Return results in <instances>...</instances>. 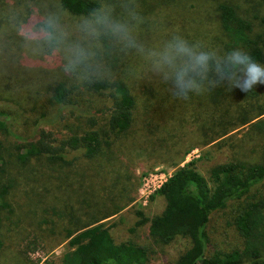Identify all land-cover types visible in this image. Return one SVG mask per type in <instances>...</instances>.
Segmentation results:
<instances>
[{
  "label": "rangeland",
  "instance_id": "1",
  "mask_svg": "<svg viewBox=\"0 0 264 264\" xmlns=\"http://www.w3.org/2000/svg\"><path fill=\"white\" fill-rule=\"evenodd\" d=\"M219 2L235 6L253 33L264 30V0H102L88 17L58 0H0V112L9 130H0V264H61L69 232L116 210L101 222L117 243L145 246L149 264H175L188 240L154 243L146 224L135 225V212L148 219L162 211L159 185L192 160L204 177L217 164H264V83L248 81L242 92L243 66L229 77L217 72L215 83L217 70L198 60L221 57ZM93 77L127 84L136 100L131 128L96 159L71 151L64 164L15 161L16 147L38 132L57 142L84 118H104L103 96L83 91L78 109L49 101L53 84ZM252 194L264 196V179ZM235 206L210 216L209 252L241 247Z\"/></svg>",
  "mask_w": 264,
  "mask_h": 264
},
{
  "label": "trees",
  "instance_id": "2",
  "mask_svg": "<svg viewBox=\"0 0 264 264\" xmlns=\"http://www.w3.org/2000/svg\"><path fill=\"white\" fill-rule=\"evenodd\" d=\"M168 2L174 4L173 0ZM58 3L72 16L88 17L102 7V0H58ZM213 15L222 43L221 57L207 56L206 62L217 70L212 76L215 83H218L217 72L229 77L243 66L232 68L230 57L234 52L247 53L264 65V30L253 33L251 23L228 2L216 3ZM49 90V101L58 110L71 106L78 109L83 91L105 97L108 105L99 112L104 118H84L82 127L57 142L38 132L16 147L14 160L21 165L41 158L64 164L65 155L71 151H80L81 157L88 160L96 159L104 156L113 139L132 126L136 100L123 79L93 77L73 86L57 82ZM81 113L86 115L85 111ZM262 115L264 111L257 117ZM0 130L9 132L2 112ZM2 151L0 143V171L5 164ZM195 161L177 166L156 189L154 195L164 200L162 211L148 219L135 212L141 216L135 225L146 224L147 235L154 243L168 244L175 238L188 240L189 247L175 264H264V196L252 194L264 179V164L244 161L217 164L204 177L196 170ZM5 194V188H0V203ZM228 203L236 204L231 223L241 239V247L209 252L207 223L213 213L223 210ZM118 211L69 232V251L63 255L61 264H149L145 246L128 240L117 243L101 222Z\"/></svg>",
  "mask_w": 264,
  "mask_h": 264
},
{
  "label": "clouds",
  "instance_id": "3",
  "mask_svg": "<svg viewBox=\"0 0 264 264\" xmlns=\"http://www.w3.org/2000/svg\"><path fill=\"white\" fill-rule=\"evenodd\" d=\"M232 68H238L243 65V72L245 76V84L247 88L245 90H251V85L248 84V81H251L252 84L255 83H264V65H261L254 61L250 55L247 53L234 52L231 57ZM198 60L203 63L207 60L206 56L198 57Z\"/></svg>",
  "mask_w": 264,
  "mask_h": 264
},
{
  "label": "built area",
  "instance_id": "4",
  "mask_svg": "<svg viewBox=\"0 0 264 264\" xmlns=\"http://www.w3.org/2000/svg\"><path fill=\"white\" fill-rule=\"evenodd\" d=\"M165 180H166V179H165ZM162 183H163V182H162ZM162 183H161V184H162ZM161 184H160V185H161ZM160 185H159V186H160ZM158 188H159V187H158ZM158 188H157V189H158Z\"/></svg>",
  "mask_w": 264,
  "mask_h": 264
}]
</instances>
